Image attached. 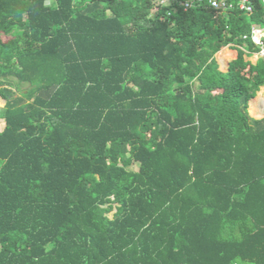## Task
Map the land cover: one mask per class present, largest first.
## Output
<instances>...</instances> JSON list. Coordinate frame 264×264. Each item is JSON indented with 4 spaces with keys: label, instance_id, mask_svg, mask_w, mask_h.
I'll return each mask as SVG.
<instances>
[{
    "label": "trees",
    "instance_id": "obj_1",
    "mask_svg": "<svg viewBox=\"0 0 264 264\" xmlns=\"http://www.w3.org/2000/svg\"><path fill=\"white\" fill-rule=\"evenodd\" d=\"M182 1L0 0V264H264L263 1Z\"/></svg>",
    "mask_w": 264,
    "mask_h": 264
},
{
    "label": "built area",
    "instance_id": "obj_2",
    "mask_svg": "<svg viewBox=\"0 0 264 264\" xmlns=\"http://www.w3.org/2000/svg\"><path fill=\"white\" fill-rule=\"evenodd\" d=\"M176 0H155L156 5H168L171 4L172 2H175ZM207 4H209L210 7L213 9L222 12L227 9H229L232 5L228 4L225 0H206ZM263 5H264V0ZM202 3L203 0H184L181 2V5L183 6L184 9L190 7L192 3ZM238 8L245 11V12H250L251 11V6L249 5L248 0H239L237 4ZM243 39L249 38L254 45L258 48V51L255 52L254 57L259 58V57H264V26L260 27H251L250 33L249 34H244L242 36Z\"/></svg>",
    "mask_w": 264,
    "mask_h": 264
},
{
    "label": "crops",
    "instance_id": "obj_3",
    "mask_svg": "<svg viewBox=\"0 0 264 264\" xmlns=\"http://www.w3.org/2000/svg\"><path fill=\"white\" fill-rule=\"evenodd\" d=\"M223 49V48H222ZM224 49H226V50H228V51H230V52H234L235 53V55H234V57H236V54H237V52H236V50H234V49H228V48H224ZM220 51V50H219ZM218 53V52H217ZM216 53V54H217ZM252 56H248V57H246V59L247 60H250V62H252V63H254L255 61H256V58H255V60L253 59V58H251ZM215 59H216V55H215ZM232 58H228V59H226V61H225V65H221V66H226L227 64L229 65V61L231 60ZM219 65H220V63H218ZM259 91V92H258ZM257 92H256V94H255V96L253 97V98H251L249 101H248V112H249V115L251 116V117H253V118H256V119H259V118H261V117H263V115H262V113H264L263 111H264V104H263V106L261 107V103H264V85L263 86H261L260 87V89L258 90ZM262 99V100H261ZM255 100H257L256 102H255ZM260 100H261V102H260ZM252 102H253V105H254V113L255 112H261V115L260 116H255L254 115V113H252L251 112V104H252ZM2 121H3V123H4V120L3 119H1ZM4 127V125H2V128ZM1 128V129H2ZM0 129V130H1Z\"/></svg>",
    "mask_w": 264,
    "mask_h": 264
},
{
    "label": "rangeland",
    "instance_id": "obj_4",
    "mask_svg": "<svg viewBox=\"0 0 264 264\" xmlns=\"http://www.w3.org/2000/svg\"><path fill=\"white\" fill-rule=\"evenodd\" d=\"M228 48V47H227ZM228 49H230V48H228ZM252 57L251 58H253L254 60H255V58H254V55H251ZM219 68H225L224 66H221V65H219ZM244 71H246V70H244ZM259 92V91H258ZM263 104L264 103H262V105H261V107L263 106ZM0 106H2V102L0 101ZM264 112V111H263ZM249 113V112H248ZM262 115L264 116V113H262ZM2 125H4V123H3V121L0 119V129L2 128ZM109 215H111V213L109 214Z\"/></svg>",
    "mask_w": 264,
    "mask_h": 264
},
{
    "label": "water",
    "instance_id": "obj_5",
    "mask_svg": "<svg viewBox=\"0 0 264 264\" xmlns=\"http://www.w3.org/2000/svg\"><path fill=\"white\" fill-rule=\"evenodd\" d=\"M228 68V64L225 66V68H220V70L225 71Z\"/></svg>",
    "mask_w": 264,
    "mask_h": 264
},
{
    "label": "clouds",
    "instance_id": "obj_6",
    "mask_svg": "<svg viewBox=\"0 0 264 264\" xmlns=\"http://www.w3.org/2000/svg\"><path fill=\"white\" fill-rule=\"evenodd\" d=\"M227 47H228V46H224V47H222V48H227ZM222 48H221V49H222ZM221 49H220V50H221ZM215 55H216V54H215Z\"/></svg>",
    "mask_w": 264,
    "mask_h": 264
}]
</instances>
